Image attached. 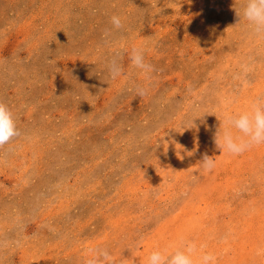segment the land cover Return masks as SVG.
I'll return each instance as SVG.
<instances>
[{"label": "rangeland", "instance_id": "1", "mask_svg": "<svg viewBox=\"0 0 264 264\" xmlns=\"http://www.w3.org/2000/svg\"><path fill=\"white\" fill-rule=\"evenodd\" d=\"M242 3L0 0V102L21 132L0 149V264H82L89 247L146 264L181 235L216 264H264V144L233 156L214 142L217 117L264 95Z\"/></svg>", "mask_w": 264, "mask_h": 264}, {"label": "clouds", "instance_id": "2", "mask_svg": "<svg viewBox=\"0 0 264 264\" xmlns=\"http://www.w3.org/2000/svg\"><path fill=\"white\" fill-rule=\"evenodd\" d=\"M234 11L239 18L238 23L241 20L246 21L252 35L264 39V0H243L241 7L234 6ZM110 23L115 29L123 27L122 19L118 15H112ZM129 59L134 69H139L145 77L151 78L155 68L146 62L144 47H133ZM241 67L245 74L250 71L247 64ZM107 69L112 80L123 74L119 53L114 54ZM133 90L141 97L147 94L144 86L134 85ZM217 119L220 123L214 134V142L221 153L241 155L254 146L264 144V95L255 97L247 110L231 113L225 111L223 119ZM193 121L186 128L196 127ZM20 135L13 112L5 103L0 102V149ZM199 165L205 172H211L216 167V161L204 154ZM206 249V244H198L194 239L181 235L163 249L151 251L146 264H216L217 256ZM262 251L264 250L258 249L257 255ZM82 264H117V260L107 248L89 247L85 251ZM119 264H136V261L129 257L121 259Z\"/></svg>", "mask_w": 264, "mask_h": 264}]
</instances>
